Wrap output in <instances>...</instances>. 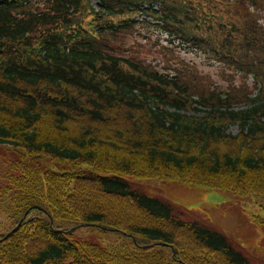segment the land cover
<instances>
[{
	"label": "trees",
	"instance_id": "obj_1",
	"mask_svg": "<svg viewBox=\"0 0 264 264\" xmlns=\"http://www.w3.org/2000/svg\"><path fill=\"white\" fill-rule=\"evenodd\" d=\"M263 23L264 0H0V264H252L133 184L253 196L264 228ZM150 30L253 87L218 90L182 61L159 71L125 44Z\"/></svg>",
	"mask_w": 264,
	"mask_h": 264
},
{
	"label": "rangeland",
	"instance_id": "obj_2",
	"mask_svg": "<svg viewBox=\"0 0 264 264\" xmlns=\"http://www.w3.org/2000/svg\"><path fill=\"white\" fill-rule=\"evenodd\" d=\"M93 5L96 7L97 3L93 2ZM232 13L236 14L237 17L238 13L234 9V12L228 14V18L235 21L230 18ZM159 31H149L151 42L134 37L125 44L126 46L131 44L129 48L133 50L134 54L138 46L139 53L135 55L145 62L155 64L159 71H162V67H170L175 65V62L182 61L189 67H194L201 76L207 78L214 84L212 86L218 90L233 84L236 88H242L241 84H247L250 90L253 87L252 75L244 76L239 71L232 69L222 72L223 67L216 56H210L195 49L183 48L180 44L174 43L172 47L177 51H163L162 45L166 43L169 45L172 40L165 34H160ZM177 52V57H173L170 64L165 57L169 59ZM238 132L237 126H230L226 130V133L231 135H236ZM12 159V153L0 148V176L4 175L6 166ZM4 184L5 180L0 179V187ZM133 185L138 191L190 211V214L186 213L188 219L215 229L218 234L226 238L230 246L242 253L252 264H264V228L254 225L251 220L252 216H263V213L258 201L253 196L240 198L224 191H213L202 187L175 185L159 181L137 182ZM6 205V199L0 196V235L8 231L12 224L5 211ZM89 231V229L78 230L76 236H81ZM95 235L103 245L111 244L117 241L118 238L117 235L112 234Z\"/></svg>",
	"mask_w": 264,
	"mask_h": 264
},
{
	"label": "water",
	"instance_id": "obj_3",
	"mask_svg": "<svg viewBox=\"0 0 264 264\" xmlns=\"http://www.w3.org/2000/svg\"><path fill=\"white\" fill-rule=\"evenodd\" d=\"M79 227H75V228H72L69 232L70 233H72V232H74L76 229H78ZM143 248H147V246L146 247H143Z\"/></svg>",
	"mask_w": 264,
	"mask_h": 264
}]
</instances>
